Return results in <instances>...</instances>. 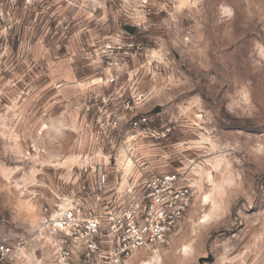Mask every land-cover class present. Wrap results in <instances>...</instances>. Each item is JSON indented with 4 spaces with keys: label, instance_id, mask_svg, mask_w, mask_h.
Wrapping results in <instances>:
<instances>
[{
    "label": "rangeland",
    "instance_id": "1",
    "mask_svg": "<svg viewBox=\"0 0 264 264\" xmlns=\"http://www.w3.org/2000/svg\"><path fill=\"white\" fill-rule=\"evenodd\" d=\"M108 39L141 54L115 68ZM141 116L160 137L129 138ZM164 172L193 205L126 264H264V0H0V236H25L17 264H47L43 206L128 202Z\"/></svg>",
    "mask_w": 264,
    "mask_h": 264
},
{
    "label": "built area",
    "instance_id": "2",
    "mask_svg": "<svg viewBox=\"0 0 264 264\" xmlns=\"http://www.w3.org/2000/svg\"><path fill=\"white\" fill-rule=\"evenodd\" d=\"M123 41L108 39L103 44L105 60L115 68L120 60L128 63L141 54L140 44ZM118 77L113 73L110 82ZM145 134L161 136L148 116L130 120L132 141ZM130 195L128 202L94 204L80 198L43 206L32 239L47 243V264H126L139 251L160 250L186 218L194 191L187 176L164 172L134 179ZM25 244V236L19 233L0 236V264H17Z\"/></svg>",
    "mask_w": 264,
    "mask_h": 264
},
{
    "label": "bare ground",
    "instance_id": "3",
    "mask_svg": "<svg viewBox=\"0 0 264 264\" xmlns=\"http://www.w3.org/2000/svg\"><path fill=\"white\" fill-rule=\"evenodd\" d=\"M187 249V248H185ZM159 259V255L155 254L151 257V260L147 261L145 264H153L154 262H156Z\"/></svg>",
    "mask_w": 264,
    "mask_h": 264
},
{
    "label": "water",
    "instance_id": "4",
    "mask_svg": "<svg viewBox=\"0 0 264 264\" xmlns=\"http://www.w3.org/2000/svg\"><path fill=\"white\" fill-rule=\"evenodd\" d=\"M133 31V30H132ZM160 110V108L157 109V111Z\"/></svg>",
    "mask_w": 264,
    "mask_h": 264
}]
</instances>
